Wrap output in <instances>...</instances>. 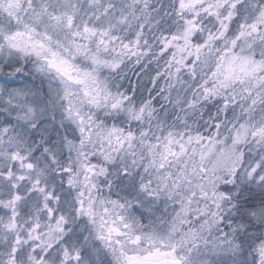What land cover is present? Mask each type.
Wrapping results in <instances>:
<instances>
[{
    "label": "snow or ice",
    "instance_id": "snow-or-ice-1",
    "mask_svg": "<svg viewBox=\"0 0 264 264\" xmlns=\"http://www.w3.org/2000/svg\"><path fill=\"white\" fill-rule=\"evenodd\" d=\"M0 264H264V0H0Z\"/></svg>",
    "mask_w": 264,
    "mask_h": 264
}]
</instances>
